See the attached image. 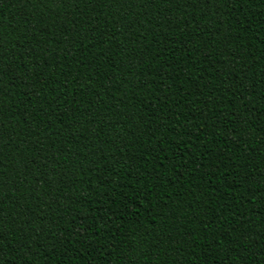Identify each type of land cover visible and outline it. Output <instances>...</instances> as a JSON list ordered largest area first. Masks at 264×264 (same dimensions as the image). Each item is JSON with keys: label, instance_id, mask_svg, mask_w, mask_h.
I'll return each mask as SVG.
<instances>
[{"label": "trees", "instance_id": "16d2710c", "mask_svg": "<svg viewBox=\"0 0 264 264\" xmlns=\"http://www.w3.org/2000/svg\"><path fill=\"white\" fill-rule=\"evenodd\" d=\"M0 264H264V0H0Z\"/></svg>", "mask_w": 264, "mask_h": 264}]
</instances>
